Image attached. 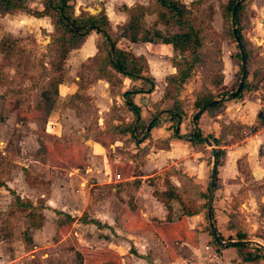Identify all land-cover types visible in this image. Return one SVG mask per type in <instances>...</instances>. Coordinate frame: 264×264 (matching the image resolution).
<instances>
[{"label":"crops","instance_id":"0c3cea01","mask_svg":"<svg viewBox=\"0 0 264 264\" xmlns=\"http://www.w3.org/2000/svg\"><path fill=\"white\" fill-rule=\"evenodd\" d=\"M152 1L73 0L75 17L81 12L90 15L103 13L115 47L143 60L145 68L141 76L145 80L129 79L108 66L109 79L98 76L89 64L100 52V47H105V40L95 32L88 33L67 52L55 104H61L69 97L73 99L72 104L62 103L65 106L62 113H56L54 107L48 114L50 121L62 125L63 131L56 134L55 129L50 128L54 133L47 138L52 141L43 146L44 166L50 175L45 178L48 194L44 202L46 208L42 211L43 222L34 232L37 234L33 239L37 245L35 251L46 254L47 258L49 253L70 248L69 253L80 256L81 264H176L186 263L182 252L193 257L205 254L211 257L216 251L221 254H218L219 258L226 253L229 259L227 261L223 257L224 260H219L218 264H249L241 261L234 248L219 247L217 250L211 244L203 230L205 219L202 211L191 216L182 215L177 202L171 200L169 208H166L153 197V193L164 192L169 184L186 206L189 203L190 207L194 202L196 207L202 203L199 195L202 196L209 188L212 151L220 149L223 155L215 167L210 207L216 228L225 234L221 233L225 238L232 237L235 232L227 228L228 223L248 233L237 210L243 205L244 211L251 210L250 202H254V198H250V191L245 189L248 184L261 186L256 191L264 203V131L258 129L263 91H246L239 98L224 102L223 110L214 115L204 109L193 123L192 117L198 111L195 112L193 106L197 97H212L224 92L211 103L220 100L233 86L239 67L234 62V53L226 55L222 47L221 83L218 86L203 85L201 80L193 81L192 85V75L180 85L168 82V77L177 75L175 62L178 58L174 54L178 52L153 36L154 32H160L161 27L155 20V14L143 17L137 35V39L144 35L152 42L140 39L131 42L129 33L124 32L131 9L146 6ZM193 1L178 0L186 9ZM224 1L219 0L220 3ZM237 2L239 5L240 1ZM43 4L44 0L25 2L31 12L40 11ZM212 8L209 24L215 33L224 28V20L218 6ZM216 11L218 16H215ZM21 13L32 19L38 31L48 34V41L51 39L53 26L48 17L37 18L24 11L0 14V17ZM23 15H20L23 18H19V24L30 21ZM147 17L153 20L150 24L154 25L152 29L143 24ZM237 25L248 53L245 75L243 78L240 76L234 94L239 90V84L241 88L246 73L247 82L253 73L264 74V0H245L237 14ZM187 85L189 89L185 91ZM130 90L138 91L129 99L139 110L140 120L148 125L153 116L156 119L146 138L135 139L130 133L133 114L125 107L122 97ZM174 102L181 105L183 112L178 124L179 139L173 138L174 127L165 113ZM85 103H91L89 107L93 110L94 119L90 120L94 124L89 128L93 131L83 127L89 120ZM193 130L200 134L201 143L190 144L187 141ZM69 132H74L78 140L68 139ZM62 216H67L68 221L58 224L57 220ZM90 220L97 224L86 222ZM236 221L239 223H234ZM241 252L244 254L243 250ZM251 263L264 264V261Z\"/></svg>","mask_w":264,"mask_h":264},{"label":"rangeland","instance_id":"374dc122","mask_svg":"<svg viewBox=\"0 0 264 264\" xmlns=\"http://www.w3.org/2000/svg\"><path fill=\"white\" fill-rule=\"evenodd\" d=\"M219 3V0H205L201 5L189 6L191 13L188 19L199 31L198 36L201 40L199 53L203 56L192 71L190 79L192 85L195 80H201L203 85L217 84L220 78L221 48L223 47L226 55L237 52L227 23L224 21V28L213 33L210 21H207L205 17L207 6L211 5L216 8ZM146 8L151 9L150 6ZM217 12L215 16H218ZM20 15L0 17V40H4L7 47L2 53L0 52V264H44L45 262L47 264H69V262L70 264H81L75 258L74 253H69L70 248L49 253L47 258L46 254L42 255L41 252L35 251L37 245L33 239L37 234L34 232L41 227L43 222L42 211L46 208L44 202L48 194L45 178L50 175L47 174L48 171L44 166L46 158L43 146L44 143L52 141L47 138L54 133L50 128H54L56 134H61L63 131L62 125L50 121L48 114L54 107L57 109L56 113H62L65 108L63 104H72L73 98H66L61 104L59 102L55 104V99L49 112L41 106L40 95L46 91L50 96L48 84L58 75L54 71V65L58 62L60 54L46 49L51 39L49 41L46 39L48 34L43 30L38 31L30 17L23 15L30 21L19 24V18H23ZM143 24L149 29L154 27L150 25L153 24L150 17H147ZM175 28L161 25L160 36L166 38L176 32ZM178 55V53L174 54L175 57ZM234 62L237 64L235 60ZM188 89L189 85L185 91ZM262 93L264 98V92ZM81 104L83 105L82 102ZM85 104L88 106L86 112L89 120L83 124L84 129L94 124L90 120L94 119L93 110L89 107L91 103ZM89 129L93 131L92 128ZM67 138L77 139L74 132L72 134L69 132ZM258 188L261 186H254V184H248L245 187L250 191L248 193L250 198L252 196L254 198V202H250L251 210L244 211L243 204L237 210L238 217L241 218L239 220L248 231V240L245 242L249 246L244 245L247 246V250H243L245 255L248 252L251 255L256 253L260 256L264 255L262 249L250 243L254 241L264 246V216L261 215V212L264 213V203L262 197L257 195ZM62 217L58 218V224L68 221L67 216ZM237 221L234 223H239ZM39 224H41L40 227L36 228ZM204 224L209 227L207 220ZM221 233L225 236L222 231ZM222 242L225 244L226 240ZM228 248L230 246L225 249ZM212 250H210L211 253ZM213 253L211 257L210 255L205 256L207 254L193 257L182 252L186 263L176 264H218L221 259V261L229 260L226 253L222 255V258H219V255L221 256L219 252L214 251ZM247 263L250 264V262Z\"/></svg>","mask_w":264,"mask_h":264},{"label":"trees","instance_id":"16d2710c","mask_svg":"<svg viewBox=\"0 0 264 264\" xmlns=\"http://www.w3.org/2000/svg\"><path fill=\"white\" fill-rule=\"evenodd\" d=\"M27 0H0V14L12 13L16 11H24L30 16L33 17H48L51 20L53 26V32L51 34V40L47 45L46 49L48 51L54 50L56 53H59L58 62L54 65V71L58 73V75L48 84V89L50 91V96L48 93L43 92L40 95L43 108L47 112H49L54 104V100L57 97V87L62 82V74L61 67L63 65V61L65 56L69 50L77 46L81 40L90 32H95L99 34L105 40V47H100V52L93 58L91 64H89L93 69L96 70L98 76H105L109 79V72L106 71V67H110L115 72L125 76L129 79H144L141 76V71L145 68L144 62L141 58H133L125 51H121L115 47V42L109 36L108 24L106 17L103 13H97L95 15H90L88 13H80L78 16H74L72 12L73 0H44L43 7L40 11L31 12L26 8L25 2ZM205 0H194L190 6L201 5ZM237 0H225L223 3H219V10L221 12L222 19L227 23V26L230 30V34L232 36L233 42L235 43L233 37V27H235V32L237 35V39L241 46L243 55H244V63L245 68L247 65V56L244 42L242 41L241 35L239 33L238 25H237V14L242 7V3L245 0H239V5L233 11L232 8ZM150 6L151 9H147L146 7ZM207 21L211 20L213 15V8L211 5H208L206 8ZM190 8L186 9L178 0H153L146 6H135L130 11L129 22L127 23L124 32L129 33V40L131 42H137L139 39L142 42H152L150 38L146 36H141L137 39V35L139 32L140 21L145 15L155 14L156 22L164 27L174 26L176 32L170 34L166 38L160 36L158 32H154L153 36L156 38H160L161 43L165 45H170L171 48L178 52V61L175 62L177 67V75L173 77H168L167 81L171 83H177L178 85L183 84L184 81L192 75V71L195 65L200 62L203 56L199 53V48L201 47V40L198 36L199 31L195 29L191 20L188 19V15L190 14ZM237 52L234 53V59L237 62L239 67L236 77V80L231 87L230 91L226 93L224 97L218 100L215 103H211L213 99H215L218 95L223 94L221 92L219 94H215L212 97H208L206 95H199L197 100L194 103V111L201 109L205 105H208L206 108V112L211 115L215 113L221 112L223 110L224 102L239 98L246 91H258L262 87L264 82V74L262 72L253 73L251 76V80L249 82L245 81L246 76L243 80L241 88L234 94V90L236 89L238 82L241 76L240 69V56L238 52L237 44ZM4 49H7L6 42L4 40H0V52L2 53ZM145 80V79H144ZM218 83L215 85H219L221 83V77L217 81ZM137 90L126 91L122 94L124 98L125 107L133 114V122L130 126V133L134 134V138H146L148 131L155 125L154 116L151 118L149 124H144L140 120L139 110L131 103L129 96L137 93ZM227 97V98H225ZM181 105L179 103H173L171 108L165 113L169 121L172 123L173 128V138L179 139L178 135V124L180 123L183 112L181 111ZM147 128V130H146ZM187 141L190 144L201 143L203 139L200 137V134L193 130L188 136ZM211 143L214 144V139H210ZM212 154L215 155V167L218 164L219 158L223 155V152L220 149H214ZM207 191L202 196L199 195L202 203L198 204L195 207V203L192 202L191 206H187L181 201L178 194L175 192V189L167 184L166 190L162 193H153V197L156 198L159 202H161L166 208H169V202L175 201L181 207V214L185 216H191L198 214V212L202 211L204 219L208 221V218L205 214V206H206V197ZM16 201H19L16 199ZM40 218V217H39ZM209 220L212 222L213 227L215 229V233L220 241L226 240L225 246L222 248L229 247L228 242L230 240L233 241H247L248 235L245 230H242L239 226L233 225L231 223L227 224L228 229L235 230L234 235L232 237L224 238L216 228V223L214 220L212 208H210V217ZM87 223L97 224L95 221L90 220L86 221ZM39 224L36 228L40 227ZM206 226V227H205ZM204 232L208 234L210 237V242L214 245V247L219 250L220 248L216 245V243L211 238V234L209 231V227L205 225ZM248 245V244H247ZM249 246V245H248ZM247 246L240 247H232L234 248L238 255L241 258L242 262H254V261H264V255L260 256L258 253L251 255L250 252L247 255H251L250 257H246L247 255L243 254L241 251L246 249ZM247 250V249H246ZM259 251V249H256ZM261 252V251H260ZM75 254V258L78 259L79 263L81 262V258L77 253Z\"/></svg>","mask_w":264,"mask_h":264},{"label":"water","instance_id":"95a60500","mask_svg":"<svg viewBox=\"0 0 264 264\" xmlns=\"http://www.w3.org/2000/svg\"><path fill=\"white\" fill-rule=\"evenodd\" d=\"M238 5V2L235 3L234 7H233V11L236 9ZM233 37H234V40L238 46V51H239V54H240V64H241V77L243 78L244 75H245V63H244V57H243V52H242V49H241V46L239 44V41L237 39V35H236V32H235V29H233ZM238 89H240V84L238 86ZM208 107V105H205L202 109L198 110L192 117V122L194 123L198 117V115ZM205 144L209 146V143L207 141H205ZM212 165H211V170H210V180H209V188H208V193H207V197H206V216L208 218V224H209V231H210V234H211V237L213 239V241L218 245V247H223L225 244L219 240V238L217 237L216 233H215V229L213 227V224L212 222L209 220V217H210V207H211V199H212V194H213V188H214V183H215V155L212 156ZM251 244H253L254 246L262 249L264 251V246L257 243V242H254V241H251L250 242ZM247 242L245 241H230L228 242V245L230 247H240V246H244L246 245Z\"/></svg>","mask_w":264,"mask_h":264},{"label":"built area","instance_id":"2783aa9c","mask_svg":"<svg viewBox=\"0 0 264 264\" xmlns=\"http://www.w3.org/2000/svg\"><path fill=\"white\" fill-rule=\"evenodd\" d=\"M260 91L264 92V82L262 84V87L260 88ZM261 122L260 125L258 126L259 130L264 131V99H263V105H262V109H261Z\"/></svg>","mask_w":264,"mask_h":264}]
</instances>
